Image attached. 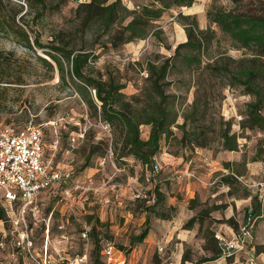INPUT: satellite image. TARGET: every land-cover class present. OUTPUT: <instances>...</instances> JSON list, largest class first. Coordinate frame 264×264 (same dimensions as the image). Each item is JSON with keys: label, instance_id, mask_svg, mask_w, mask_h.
<instances>
[{"label": "rangeland", "instance_id": "obj_1", "mask_svg": "<svg viewBox=\"0 0 264 264\" xmlns=\"http://www.w3.org/2000/svg\"><path fill=\"white\" fill-rule=\"evenodd\" d=\"M11 1L23 6L22 13L28 10L25 0ZM148 1L122 0L129 9ZM47 5L42 18H32V14L27 13L24 21L17 18L21 25L30 22L33 30L30 43L36 36L46 46L58 34L64 43L84 47L97 56L91 61L94 69L104 74L103 77L105 73H112L125 83L123 92L127 95L137 92L143 83L146 61L172 54L175 46L185 41L184 25L177 17L179 11L185 15L195 14L197 23L205 28L209 25L206 12L210 6L257 8L254 0H243L237 6L231 0H195L189 7L167 9L153 22L161 30L160 39L150 34L113 48L104 36L99 38L95 32L82 31L73 14L76 1H67L55 10H50V2ZM212 27L225 55L233 58L245 55L244 50L232 48L229 39L214 25ZM32 46L28 48L12 34L0 32V126L18 129L28 123L42 125L45 158H51L52 165L59 169H72L73 180L80 186L72 188L68 195L64 192L67 185L54 184L37 193L34 203L26 208L21 207L17 199L9 202L0 189V264H33L32 258H42L46 247L53 264H66L82 255H86L89 263L103 262L101 250L103 242L108 241L123 253L125 264H179L178 261L182 264L181 261L186 260L216 264L210 259V250L214 246L219 248V243L212 239H216V233L228 239L230 237L224 233L227 227L237 232L244 225L248 207L256 208L259 202L254 184L264 179V129L240 125L251 97L227 85L212 107L214 120L230 121V131L238 135V150H222L216 141L194 151L181 149L174 142L162 147L156 157L161 167L157 178L170 195L177 193L174 208H167L169 197L166 195L163 211L175 215L169 220L152 217L147 237L132 245L131 238L139 234L145 220V212L135 206L134 195L138 192L143 195L152 189L150 172L132 158L117 164L109 149L104 158H93L90 167H79L81 152L73 150L82 144L84 131L92 126L91 135L98 140L110 136L109 126L89 116L87 106L72 86L62 83L55 69L51 71L37 59L36 56L49 59L45 54L47 48ZM180 76L172 73L168 79L178 81ZM183 76L189 81L188 90L176 82L171 83L169 89L183 95L187 105L191 103L194 88L190 77ZM173 130L180 135L175 127ZM148 131L149 126H141L143 138ZM211 131H208L209 136L213 137ZM226 162H233L235 171L242 173L228 177L229 184L224 182L229 173ZM88 216H92L90 222ZM191 216L197 217L192 231L186 230L184 225ZM255 217L247 244L253 251L264 249V210ZM92 224L97 228L93 233ZM84 230L88 232L86 237L82 236ZM170 230L174 235L168 238ZM159 246H163V251H159ZM179 253L181 259L177 256ZM261 253L263 259L258 262L254 258V264H264V250ZM248 257L245 253L236 254L231 263L233 260L245 263Z\"/></svg>", "mask_w": 264, "mask_h": 264}, {"label": "trees", "instance_id": "obj_2", "mask_svg": "<svg viewBox=\"0 0 264 264\" xmlns=\"http://www.w3.org/2000/svg\"><path fill=\"white\" fill-rule=\"evenodd\" d=\"M25 1L28 10L22 13L21 4L0 0V32L12 34L28 48H32V45L46 47L45 54L49 59L36 56L37 59L51 71L55 69L61 82L70 84L80 101L87 106L88 115L107 124L110 129L109 137L98 140H94L91 135L92 126L84 131L82 144L73 150L81 152V169L90 167L93 158H104L108 149L117 164L124 162L125 158H132L149 172L154 168L162 147L173 142L181 149L192 151L208 147L215 141L222 150H238V135L230 131V121L222 122L212 117L213 104L227 85L251 97V101L246 104L241 127L264 129V0H254L257 7L254 10L210 6L206 12L209 25L205 28L197 23L195 14L185 15L179 11L177 17L184 25L185 41L179 42L172 54L146 61V77L138 91L131 95L123 92L125 83L112 73H105L106 77H103L104 74L94 69L91 61L97 56L93 52L82 46L75 48L64 43L58 34L52 37L49 45H42L36 36L31 44L30 33L33 30L30 22L23 25L17 22V18L24 21L27 14H32V18L36 19L44 17L49 2L52 4L50 10H55L70 0ZM72 1L77 2L73 14L82 31L95 32L99 38L104 36L111 47L117 48L150 34L160 39L161 30L153 22L160 19L167 9L189 7L195 0H149L147 4H136L132 9L122 0ZM231 1L235 6L243 2ZM212 25L229 39L232 48L244 50L245 55L241 58L225 55L218 46L220 41ZM172 73L182 76L178 81L168 79ZM184 74L190 77L194 88L191 103L187 105L183 95L170 92L169 89L170 84L176 82L188 90L189 81L182 78ZM141 126H149L146 138L140 134ZM174 127L180 135L173 130ZM211 129L213 137L209 136L208 131ZM225 166L229 169L224 178L226 184L230 183L228 177L242 175L235 171L233 162H226ZM152 184V189L144 194L146 197L138 196L134 200L135 206L145 212V220L139 234L131 238L132 245L147 237L152 217L167 219L170 216L163 211L166 196L160 190V182ZM190 202L193 203L194 199ZM170 207L174 208L173 205L167 208ZM259 212V203L256 208L249 206L247 217H255ZM91 219L92 216H88V222ZM196 219L189 218L185 227L193 226ZM96 230V224H92L91 233ZM215 238L212 240L216 242ZM97 242L94 244L99 248ZM263 250L258 248L255 251L260 253ZM219 254L218 246H214L210 259H216Z\"/></svg>", "mask_w": 264, "mask_h": 264}, {"label": "built area", "instance_id": "obj_3", "mask_svg": "<svg viewBox=\"0 0 264 264\" xmlns=\"http://www.w3.org/2000/svg\"><path fill=\"white\" fill-rule=\"evenodd\" d=\"M42 125L28 123L22 128L15 129L13 126H0V189L5 198L12 202L20 201L23 208L30 207L36 200L37 193L52 187L54 184H65L68 187L64 192L69 195L72 188L80 185L73 180L72 169H59L52 165V159H46L44 153L45 140ZM82 136V134L80 135ZM74 140V138H71ZM110 151V150H109ZM160 164L155 161L154 168L150 172L149 180L161 182L157 178ZM258 189L259 208L264 210V179L254 184ZM134 196L146 197L140 192ZM153 202V200H151ZM256 217L248 216L244 225L232 233L230 238L216 235L220 254L225 259H232L236 254L244 253L249 245L254 220ZM85 227V226H84ZM85 229V228H84ZM87 231L82 236H87ZM101 255L103 262L89 263L86 255L79 256L74 261H66V264H125L126 258L123 253L116 249L111 242H103ZM163 251V246H159ZM42 258L33 257V264H53V260L46 254ZM234 264H254V258L250 256L245 263L233 260ZM182 264H195L192 260H186Z\"/></svg>", "mask_w": 264, "mask_h": 264}, {"label": "crops", "instance_id": "obj_4", "mask_svg": "<svg viewBox=\"0 0 264 264\" xmlns=\"http://www.w3.org/2000/svg\"><path fill=\"white\" fill-rule=\"evenodd\" d=\"M166 154V153H165ZM167 155V154H166ZM158 159V158H157ZM162 158H160V160H161ZM162 161V160H161ZM162 163V162H161ZM168 163H170V161H168L167 162V164ZM163 164H165V165H167L166 164V162H163ZM167 168V167H166ZM172 168H174V167H172ZM168 178H170V176L168 177ZM168 178H166V179H168ZM160 190L164 193V195L166 196V195H168V197H169V201H168V205H173V206H175L174 205V199H176V194L177 193H174V194H172V195H170V193L168 192V190L166 189V188H163L162 186H160ZM171 192V191H170ZM176 209V208H175ZM175 214H170V216L167 218V219H162V218H157V219H161V220H169V219H171L173 216H174ZM191 217H193V216H191ZM191 217H189V218H191ZM194 224V223H193ZM192 224V225H193ZM195 225H193V226H190V227H185V228H187L186 230H190V231H192L195 227H194ZM228 228V231H225L224 233L226 234V236H231L232 235V233H234L235 231H233V229L231 228V227H227ZM231 230V231H230ZM177 235H179L180 233L179 232H177L176 233ZM224 234V235H225ZM172 235H174V231H172V230H170V234H169V236H168V238H170ZM181 235H183V234H181ZM216 235H219L220 236V234L219 233H216ZM215 235V236H216ZM210 252H211V250H210ZM245 254H247V256L249 255V256H251V257H253V258H255V259H257V261L258 262H260V259H263V257H262V253L260 252V253H257L255 250L253 251V249L252 248H248V250H245V252H244ZM180 259H181V253H179L178 255H177ZM249 258V257H248ZM248 258H246V261L248 260ZM170 259H171V257H170ZM231 260L232 259H225V258H223L221 255H219L216 259H214L213 260V262L215 261L216 262V264H233V263H231ZM182 262H184V261H181V263ZM178 263L180 264V261H178ZM196 264V263H195ZM200 264H206L205 262H202V263H200Z\"/></svg>", "mask_w": 264, "mask_h": 264}]
</instances>
